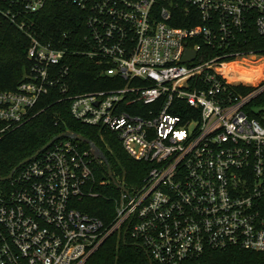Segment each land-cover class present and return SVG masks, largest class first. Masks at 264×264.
<instances>
[{
	"label": "built area",
	"instance_id": "built-area-1",
	"mask_svg": "<svg viewBox=\"0 0 264 264\" xmlns=\"http://www.w3.org/2000/svg\"><path fill=\"white\" fill-rule=\"evenodd\" d=\"M18 1L39 12L49 0ZM60 1L84 13L81 50L43 41L0 8L28 33L32 61L17 89H0V137L52 88L67 94V56L76 52L104 66L111 84L69 95L72 115L116 133L152 167L139 186L119 183L127 191L107 222L80 207L98 195L99 160L79 141H56L0 187V264H85L115 232L154 264L264 252V114L249 110L264 91V63L251 80L241 62L264 53L239 51L251 30L264 36V0ZM189 50L196 56L184 60Z\"/></svg>",
	"mask_w": 264,
	"mask_h": 264
},
{
	"label": "trees",
	"instance_id": "trees-1",
	"mask_svg": "<svg viewBox=\"0 0 264 264\" xmlns=\"http://www.w3.org/2000/svg\"><path fill=\"white\" fill-rule=\"evenodd\" d=\"M0 8L11 9L18 21L23 18L31 30L43 41H56L68 51L83 49L86 34L85 16L74 3L49 0L39 12H30L23 1L0 0ZM17 19V18H16ZM10 17H0V89H17L30 71L32 61L28 53L31 40L16 21ZM239 51L264 53V36L251 30ZM211 53H214L211 52ZM71 72L67 77L68 92L63 94L60 88H52L42 97L29 118L8 129L0 137V177H5L24 159L34 155L53 137L67 130L83 134L92 139L107 155L118 183L126 186L142 184L152 165L149 162L136 161L125 151L120 138L110 131L102 132L98 127L90 126L75 119L70 110L69 95L89 90L110 87V77L105 67L83 54L70 52L67 56ZM237 58V57H236ZM235 57L227 58L229 60ZM262 58L251 60L253 69L247 75L251 80L258 79L261 73ZM246 89V87H238ZM249 110L254 116L264 114V91L252 99ZM3 123L0 121V129ZM104 134V135H103ZM85 149L89 144L79 142ZM96 197L85 200L80 207L107 222L112 221L116 212V199L119 188L111 181L108 167L95 161ZM8 181L0 182V187ZM128 234L113 233L90 256L85 264H151L149 254ZM156 264V263H155ZM184 264H264V252L228 249L210 250L202 257Z\"/></svg>",
	"mask_w": 264,
	"mask_h": 264
},
{
	"label": "water",
	"instance_id": "water-1",
	"mask_svg": "<svg viewBox=\"0 0 264 264\" xmlns=\"http://www.w3.org/2000/svg\"><path fill=\"white\" fill-rule=\"evenodd\" d=\"M196 56V52H191L190 50L188 51V53L186 54L184 60H188L191 59L192 57ZM63 138H70V139H74L76 141L79 142H84L89 144L90 149L93 153V155L97 158V160H99L100 162H103L107 165L108 167V171H109V176L111 178V181L119 188L122 189L124 191H127L126 188L122 185H120L114 175L112 166L109 162V159L107 157V155L105 154V152L90 138L85 137L83 134L75 132L73 130H67L65 132H62L60 134H58L57 136L53 137L48 143H46L41 149H39L34 155L24 159L17 167H15L11 173L5 177H0V182L2 181H8L13 175L14 173L21 168L23 165L27 164L29 161H31L32 159H34L35 157L39 156L42 152H44L49 146H51L53 143H55L56 141L63 139ZM124 240H126V236L124 237ZM139 246H141L140 244H138ZM142 247V246H141ZM150 263L154 264L153 260L150 258Z\"/></svg>",
	"mask_w": 264,
	"mask_h": 264
},
{
	"label": "rangeland",
	"instance_id": "rangeland-1",
	"mask_svg": "<svg viewBox=\"0 0 264 264\" xmlns=\"http://www.w3.org/2000/svg\"><path fill=\"white\" fill-rule=\"evenodd\" d=\"M262 62L260 63V64H262V63H264V58H262V60H261ZM242 62V64H250V62H251V60H250V58L249 59H244V60H242L241 61ZM240 62V63H241ZM230 65V66H229ZM228 66H227V69L228 68H230L231 66H232V64H229ZM236 65V64H235ZM251 65V64H250ZM252 69H253V66H252ZM123 195H124V192H123V190H119V194L117 195V196H119V198L122 200V197H123Z\"/></svg>",
	"mask_w": 264,
	"mask_h": 264
}]
</instances>
